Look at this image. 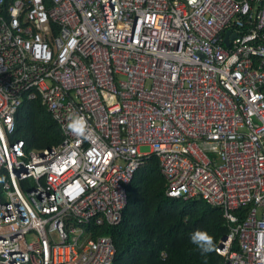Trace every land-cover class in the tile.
I'll use <instances>...</instances> for the list:
<instances>
[{"label": "built area", "instance_id": "1", "mask_svg": "<svg viewBox=\"0 0 264 264\" xmlns=\"http://www.w3.org/2000/svg\"><path fill=\"white\" fill-rule=\"evenodd\" d=\"M24 99L60 143L13 137ZM152 155L224 209V264H264V0H0V264H113Z\"/></svg>", "mask_w": 264, "mask_h": 264}, {"label": "trees", "instance_id": "2", "mask_svg": "<svg viewBox=\"0 0 264 264\" xmlns=\"http://www.w3.org/2000/svg\"><path fill=\"white\" fill-rule=\"evenodd\" d=\"M13 137L23 138L28 149H42L60 143L63 134L39 99H24ZM166 188L160 160L152 155L128 186L121 222L98 230L113 238L117 249L113 264H224L217 247L232 225L224 209L202 197L168 196ZM246 213L239 211L241 220ZM198 233L209 239L199 240Z\"/></svg>", "mask_w": 264, "mask_h": 264}, {"label": "clouds", "instance_id": "3", "mask_svg": "<svg viewBox=\"0 0 264 264\" xmlns=\"http://www.w3.org/2000/svg\"><path fill=\"white\" fill-rule=\"evenodd\" d=\"M201 237H203V239ZM196 238H198L199 240H207V239H209L205 235H202V234H199V233L197 234V237Z\"/></svg>", "mask_w": 264, "mask_h": 264}, {"label": "water", "instance_id": "4", "mask_svg": "<svg viewBox=\"0 0 264 264\" xmlns=\"http://www.w3.org/2000/svg\"><path fill=\"white\" fill-rule=\"evenodd\" d=\"M228 32H229V31H228ZM235 35H236V33H234L233 36H235ZM224 41H225V43H226L227 45L229 44L230 41H229L228 36L225 37ZM223 239H226V236H225Z\"/></svg>", "mask_w": 264, "mask_h": 264}, {"label": "rangeland", "instance_id": "5", "mask_svg": "<svg viewBox=\"0 0 264 264\" xmlns=\"http://www.w3.org/2000/svg\"><path fill=\"white\" fill-rule=\"evenodd\" d=\"M148 149H149V147H147V146H142V147H141V150H142V151H146V150H148Z\"/></svg>", "mask_w": 264, "mask_h": 264}, {"label": "snow or ice", "instance_id": "6", "mask_svg": "<svg viewBox=\"0 0 264 264\" xmlns=\"http://www.w3.org/2000/svg\"><path fill=\"white\" fill-rule=\"evenodd\" d=\"M203 239V237H201Z\"/></svg>", "mask_w": 264, "mask_h": 264}]
</instances>
